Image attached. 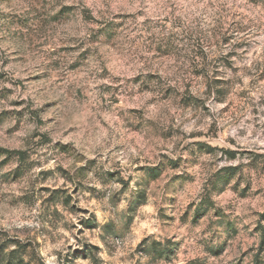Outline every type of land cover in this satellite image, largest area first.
<instances>
[{
  "label": "clouds",
  "instance_id": "clouds-1",
  "mask_svg": "<svg viewBox=\"0 0 264 264\" xmlns=\"http://www.w3.org/2000/svg\"><path fill=\"white\" fill-rule=\"evenodd\" d=\"M261 241L264 0H0V264H264Z\"/></svg>",
  "mask_w": 264,
  "mask_h": 264
},
{
  "label": "rangeland",
  "instance_id": "rangeland-1",
  "mask_svg": "<svg viewBox=\"0 0 264 264\" xmlns=\"http://www.w3.org/2000/svg\"><path fill=\"white\" fill-rule=\"evenodd\" d=\"M188 207H191V205L189 204ZM153 209L151 207V205H145V207L143 208V212L145 214V217L150 216L153 213ZM198 217V213L193 214L192 216L189 217V221L191 222L194 226L197 225L198 223H202L203 222V217H201L199 220L197 219ZM140 227L141 228H150V221L145 219L143 221L140 222ZM152 232L149 231V235H151ZM146 238V237H145ZM260 247H264V241H261L259 244ZM197 261V257L195 255V253H192L188 256L187 261H181V264H195V262Z\"/></svg>",
  "mask_w": 264,
  "mask_h": 264
}]
</instances>
